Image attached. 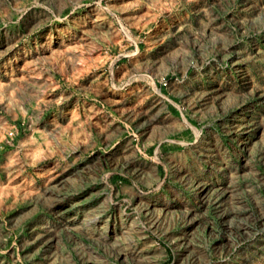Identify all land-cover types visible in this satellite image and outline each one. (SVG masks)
<instances>
[{
    "label": "rangeland",
    "instance_id": "374dc122",
    "mask_svg": "<svg viewBox=\"0 0 264 264\" xmlns=\"http://www.w3.org/2000/svg\"><path fill=\"white\" fill-rule=\"evenodd\" d=\"M0 264H264V0H0Z\"/></svg>",
    "mask_w": 264,
    "mask_h": 264
}]
</instances>
